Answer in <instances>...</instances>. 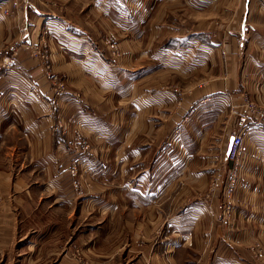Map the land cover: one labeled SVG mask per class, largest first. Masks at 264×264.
Segmentation results:
<instances>
[{
    "label": "rangeland",
    "instance_id": "374dc122",
    "mask_svg": "<svg viewBox=\"0 0 264 264\" xmlns=\"http://www.w3.org/2000/svg\"><path fill=\"white\" fill-rule=\"evenodd\" d=\"M107 3L0 0V122L8 131L14 126L20 142L33 147L32 157L40 153L32 142L51 135L61 148L35 157L31 168L45 173L41 167L49 163V182L69 187L64 200L43 192L47 207L34 203L27 213L17 207L13 234H0V264H217L229 242L257 262L254 255L262 256L264 247L259 236L244 241L248 233L217 223L215 210L225 204L230 214L245 183L264 185V165L249 162L244 140L251 130L244 129L246 121L264 120V97L245 80L264 76L248 74L264 58V0H133L131 8L140 3L147 11L141 32L116 25ZM22 8L30 11L26 18ZM42 15L50 22L35 31ZM69 15L90 40L82 36L77 43L57 31ZM200 30L203 39L222 44L210 52L192 47ZM176 35L190 49L165 50ZM240 41L246 43L237 52L241 69L246 63L247 78L240 74L238 81L243 95L223 106L219 125L202 144L206 174L197 177L207 162L199 153L201 125L192 129L191 118L177 111L186 100L201 101L207 85L227 81L232 46ZM88 57L96 66H88ZM200 116L197 122L207 120ZM233 126L243 145L238 156L229 151L224 164L216 152L226 147ZM223 233L240 238L225 242Z\"/></svg>",
    "mask_w": 264,
    "mask_h": 264
},
{
    "label": "crops",
    "instance_id": "0c3cea01",
    "mask_svg": "<svg viewBox=\"0 0 264 264\" xmlns=\"http://www.w3.org/2000/svg\"><path fill=\"white\" fill-rule=\"evenodd\" d=\"M104 2H107V0H103ZM110 1V0H109ZM133 0H111V3H107L108 11L109 13H115V24L118 25L120 28L126 30V31H136V32H141L140 26L143 25L145 22V16L147 15V11L144 9V6L138 3L136 5V9L130 7L129 2H132ZM121 3L120 9H117L113 6L115 3ZM138 2V0H136ZM96 7V8H95ZM94 9H98L97 6H95ZM113 7V8H112ZM264 9V5L262 6ZM38 8V7H37ZM140 9V10H139ZM44 11V9H41ZM45 12H47L45 10ZM22 13L24 14L25 18L29 15L30 11L25 10L22 8ZM135 16V18H134ZM69 18V20H68ZM66 19L64 17L63 23L61 24L60 28L59 26H56L58 29L57 31L63 32L62 34H65L66 37L69 38H76L74 40L77 41V43L81 42V37H85L89 39V32H87L86 28L84 26H81V22L74 21V19H70L71 15L68 16ZM132 18V19H130ZM50 22L48 18H46L44 15L40 16L39 23L35 26V31L37 29H40V27H44L46 23ZM70 25H68L67 24ZM69 26V27H67ZM158 29H161L159 26ZM76 31V32H75ZM87 33V35H83ZM196 34H199L196 36V38L191 41V46L192 47H198L200 49H205L208 52H210L209 49H216V46L221 45L222 43H216L208 39H203L202 36H206L202 30L198 31ZM91 35V34H90ZM38 34L36 33L34 35L33 40L38 38ZM179 35L174 36L175 39H172V42L168 44H164L165 50L169 51H175L179 49H190L189 45L182 44L176 41V37ZM191 36V35H190ZM199 38V39H198ZM203 39V40H202ZM236 39V37H235ZM223 46L226 45L225 42H223ZM217 44V45H216ZM191 47V48H192ZM221 47V46H220ZM219 47V48H220ZM234 49V56L232 57V68L231 70L228 71V76L230 77H225L227 78V81L223 80L222 83H219L220 85L218 86H213L214 84H210L211 86H206V90L202 93V99L201 101L197 102L194 101L193 99L190 101L186 100V105L182 107L180 110H178V113H181L183 117L189 116V119L191 118V128L193 129L194 125H201L202 129V135H201V147L199 150V153L202 157V163L203 159L207 160L206 166L204 169H201V172H198L197 177H204L206 174V169L208 166V161L209 159L207 156H203L205 152L201 151L202 149V144L208 143L210 140L209 138V133L214 131L216 128L215 126L219 125L215 124L217 122L221 121L222 115L225 113L223 110V106L226 105L231 101V97L238 96L240 99L243 95V84L242 86H239V78L240 74L241 76H247L246 74V63L244 64L243 69L240 66V64L237 62L239 59V56L237 54L238 50L242 48H246V43H243L242 41L238 42V46H232ZM208 55V54H207ZM84 59H87L86 57H83ZM82 59V57H79V61ZM249 59L253 62L254 65H256L255 60H253V56L249 57ZM89 62H86L88 66H96L97 61L92 60L91 58L88 57ZM204 58H200V61H203ZM262 62L258 63V66L256 65V70H253L254 73H248V74H257L258 72L261 73V71H264V58L260 59ZM75 61L76 58H75ZM104 61V60H102ZM105 62V61H104ZM202 63V62H201ZM93 69V68H91ZM95 69V68H94ZM231 71V72H230ZM263 77V78H262ZM258 77L254 79L253 81L250 80V77H246L245 79L247 82H250V87L253 86V90H250L251 92L255 91L256 97L260 95L264 97V76ZM231 79V83L228 81ZM253 94V93H252ZM205 98H209L207 100H204ZM236 114H240L236 113ZM199 115L200 119L202 117L206 118V121H201L197 122L199 120ZM198 116V117H197ZM195 120V121H194ZM262 122H259L258 118H256L253 122L251 121H246L245 127L250 128L251 130H248L247 132L244 133V140L246 144V150L248 151V160L251 163L252 160L254 159L255 161H260L264 165V120H261ZM237 125H234L237 127L240 123V120L237 119L236 121ZM12 131H8V128H5V124L0 122V234L1 233H8L7 237L9 235L11 236L13 234V229L16 224V218L18 217V213L16 212L17 207H20L27 213V210H31L34 207V203L39 206V202L41 203L42 206L47 207L49 206L50 202H44L42 200V194L43 192H51L53 191L54 193H60L62 196H57L60 199H63L67 197V190L65 187V182L62 180V184L65 188H61L59 184H54L49 182V166L48 164L46 166L41 167L45 173H40V172H35L31 168L32 161L35 157L39 158L45 153H49V151L52 150H57L60 149L61 147L57 145L58 142L55 141V139L51 136L48 135L47 138L44 141H40V143L36 144L32 142L33 145H37L40 148V153L35 154L34 157L30 155V150L28 149L30 144L27 142H20L22 136H18L17 132L14 134V126L11 125ZM216 126V127H217ZM234 126L232 129H230L228 137H227V142H226V147L222 148L220 151H218V147L216 146V153L217 155L220 154L221 157V162L226 164L229 160L228 154H229V149L230 146L232 145L233 142V134H236V130H234ZM8 131V132H7ZM11 132V133H10ZM14 134V135H13ZM199 134H201L199 132ZM240 135V134H239ZM62 140L61 141H66L65 136H61ZM209 140V141H208ZM214 142L216 141L215 139L213 140ZM59 144V143H58ZM24 145V146H23ZM31 147V146H30ZM65 147V146H64ZM33 148V147H31ZM25 151V152H24ZM43 151V152H42ZM211 151H214L212 149ZM42 152V153H41ZM263 152V155H262ZM212 153H210L211 155ZM209 155V156H210ZM47 156V155H46ZM260 157V159H257ZM45 159H41V161H44ZM213 164V163H212ZM221 165V168L223 165ZM219 163H217L218 166ZM262 165V166H263ZM214 166V167H215ZM224 169V168H223ZM33 170V171H32ZM226 170V168L224 169ZM227 171V170H226ZM230 170L228 169L227 172ZM40 174V175H38ZM40 176V178H39ZM262 180H264V167H263V176L261 177ZM59 181V180H58ZM54 185L57 187L56 190L51 189L50 186ZM225 185V184H224ZM222 185V187H224ZM51 190V191H50ZM236 191V190H235ZM237 199L238 200H233L230 203L231 210L230 214H225L224 210V205L223 211L220 210L221 206H218L215 210V215H217V218L215 216V221L223 226V224L226 225H238L240 227V234L242 233H248L247 236L243 239L244 241L251 239L250 234L255 233L259 236V239L263 242L264 245V185H258V186H252L251 183H245L243 186H241L237 190ZM40 192L41 196L40 199H36V196H33L34 193L37 194ZM154 192V191H153ZM66 195V196H63ZM72 197L75 199L74 195H76V192L74 191L72 194ZM139 195V194H138ZM140 196L133 197L134 201L137 202L138 205H142V200L143 198H139ZM153 198V197H151ZM36 199V200H35ZM226 199V198H225ZM225 202L223 200L222 204ZM86 204H83L85 206ZM112 206V205H110ZM238 212V213H237ZM193 214V212H189ZM222 213V216H220ZM220 216V217H219ZM183 220V219H181ZM184 222H187L186 220H183ZM172 223V221H170ZM175 223V222H174ZM254 224L255 229L252 228V232L250 231V225ZM237 235L236 233L234 234H227V236L223 233L222 236L224 238L228 239H235V238H240V236ZM5 236V235H3ZM0 235V239L3 237ZM227 241V239H226ZM225 241V242H226ZM6 240L3 241L5 243ZM0 243L2 241L0 240ZM224 246L222 249L223 251H220L217 255L216 258L218 260L217 264H264V247L262 253V256L260 254L254 255V257H258V261L255 263H250L248 261V258L244 259L245 257H251L248 256L247 253H242V252H236L237 250L233 246V243L229 242L227 243L228 248ZM225 249H228L227 251L231 252L230 254H226ZM260 261V262H259Z\"/></svg>",
    "mask_w": 264,
    "mask_h": 264
},
{
    "label": "built area",
    "instance_id": "2783aa9c",
    "mask_svg": "<svg viewBox=\"0 0 264 264\" xmlns=\"http://www.w3.org/2000/svg\"><path fill=\"white\" fill-rule=\"evenodd\" d=\"M243 145V138L242 136L238 135V136H235L234 137V140L232 142V145H231V150H230V154L232 156H238L239 155V152L241 150V147Z\"/></svg>",
    "mask_w": 264,
    "mask_h": 264
},
{
    "label": "water",
    "instance_id": "95a60500",
    "mask_svg": "<svg viewBox=\"0 0 264 264\" xmlns=\"http://www.w3.org/2000/svg\"><path fill=\"white\" fill-rule=\"evenodd\" d=\"M231 147V146H230Z\"/></svg>",
    "mask_w": 264,
    "mask_h": 264
}]
</instances>
